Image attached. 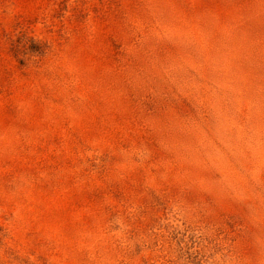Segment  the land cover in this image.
<instances>
[{
  "label": "rangeland",
  "instance_id": "rangeland-1",
  "mask_svg": "<svg viewBox=\"0 0 264 264\" xmlns=\"http://www.w3.org/2000/svg\"><path fill=\"white\" fill-rule=\"evenodd\" d=\"M0 264H264V0H0Z\"/></svg>",
  "mask_w": 264,
  "mask_h": 264
}]
</instances>
